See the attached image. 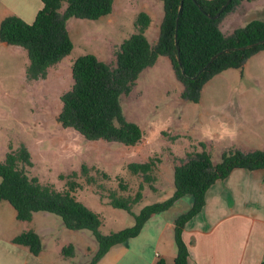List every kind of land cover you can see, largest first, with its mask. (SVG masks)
Returning a JSON list of instances; mask_svg holds the SVG:
<instances>
[{"label":"rangeland","instance_id":"374dc122","mask_svg":"<svg viewBox=\"0 0 264 264\" xmlns=\"http://www.w3.org/2000/svg\"><path fill=\"white\" fill-rule=\"evenodd\" d=\"M113 9L95 19L71 17L73 47L45 77H26L25 49L23 56L19 50L0 55V159L10 147L24 144L32 155L33 164L28 166L31 175L58 188L68 178L80 182L77 196L101 215L100 229L104 233L133 222L130 212L108 202L110 190L134 195L142 183L140 202L162 200L173 185L174 164L185 159L188 152L204 145L212 162H217L222 152L231 147L243 151L252 147L264 149V50L250 55L243 68L229 67L214 74L203 84L198 101L183 96L184 85L169 57L159 54L152 65L140 71L130 92L121 97L125 116L143 130L136 144L91 140L73 127L63 126L58 120L61 94L73 82L74 58L90 52L113 64L115 51L136 30L135 20L142 10L151 14L146 37L151 42L158 39L162 0H114ZM255 17L264 18V0H242L222 17L220 28L230 32ZM150 157L156 163L151 182L155 188L128 166L129 162ZM81 164L89 167L93 182L86 181ZM120 181L126 184L125 188L119 185ZM189 197L191 194L187 193L182 201ZM139 208V203H135L132 210L138 212ZM27 228L40 235L41 255L51 264H82L86 243H95L88 229L70 230L55 213L40 210L33 213L31 220H19L12 204L0 200V239L8 232ZM69 245L72 251L63 252V247ZM120 252L119 246L111 248L103 263L108 264Z\"/></svg>","mask_w":264,"mask_h":264},{"label":"trees","instance_id":"16d2710c","mask_svg":"<svg viewBox=\"0 0 264 264\" xmlns=\"http://www.w3.org/2000/svg\"><path fill=\"white\" fill-rule=\"evenodd\" d=\"M41 1L42 6L31 22L16 14L6 15L0 21V39L21 45L26 50L28 62L25 72L30 79L45 77L51 67L70 53L73 41L67 28L69 18L95 19L110 13L113 8V0ZM225 1L162 0L163 18L155 42L145 35L151 17L142 10L135 20L136 30L124 38L115 51L113 64L90 52L78 55L71 64L73 82L61 94L58 120L63 126L78 130L87 139L136 144L142 138L143 130L137 122L125 116L121 97L130 92L140 71L152 65L159 54L169 57L184 85L183 96L198 101L203 84L214 74L228 67H242L250 55L264 50V41L239 47L264 38V18H252L246 25L230 32L220 28L222 17L242 0H229L217 16H210L217 13ZM226 47L229 49L221 51ZM218 51L221 52L210 60ZM32 164L31 152L24 144L10 147L5 152L0 159V200L12 204L19 220H31L35 211L42 210L59 215L67 228L88 229L96 245L87 254L85 264H96L112 246L136 235L152 213L168 208L186 193L191 194L190 207L174 220L176 252L172 261L161 257L155 263L189 264L191 253L183 238V229L204 206L207 188L217 178L228 175L234 167H264V149L243 151L231 147L222 152L219 161L212 162L209 150L202 145L200 150L188 152L185 159L174 164L173 185L162 200L140 202L142 183L134 195L110 190L108 202L130 212L133 222L108 233L100 229L101 215L78 198L80 182L68 178L66 184L58 188L51 182L41 181L37 175H31L28 166ZM155 164L154 158L150 157L145 161L129 162L128 166L154 187L151 182ZM81 170L87 182L94 181L86 164H81ZM72 174H77V171ZM102 174L108 176L105 171ZM119 185L126 187L122 181ZM135 203L140 205L138 212L132 210ZM12 241L27 246L34 254L42 249L40 235L33 228L16 233ZM71 251L72 245L63 247V252ZM260 264H264V253Z\"/></svg>","mask_w":264,"mask_h":264},{"label":"crops","instance_id":"0c3cea01","mask_svg":"<svg viewBox=\"0 0 264 264\" xmlns=\"http://www.w3.org/2000/svg\"><path fill=\"white\" fill-rule=\"evenodd\" d=\"M41 6V0H0V21L6 15L16 14L31 22ZM71 20L67 22L68 32ZM22 49L21 45L0 39V55L19 50L23 56ZM252 149L256 147L244 150ZM186 194L168 208L152 213L136 235L112 246H119L121 252L108 264H155L161 257L172 261L176 252L174 220L192 202V195L186 202L182 201ZM16 233L8 232L0 239L1 262L50 263L42 257V250L34 254L27 246L13 242ZM183 238L191 253L189 264H260L264 253V167H234L228 175L210 184L205 192L204 206L186 222ZM95 245L86 243L82 264L87 262V254ZM108 251L96 264H104L103 258Z\"/></svg>","mask_w":264,"mask_h":264},{"label":"water","instance_id":"95a60500","mask_svg":"<svg viewBox=\"0 0 264 264\" xmlns=\"http://www.w3.org/2000/svg\"><path fill=\"white\" fill-rule=\"evenodd\" d=\"M228 2H229V0H226L225 3L222 5V7L219 9V11H218L217 13H215V14H213V15H210V14H208V15H210L211 17H215V16H217V15L219 14V12H220V11L226 6V4H227ZM181 5H182V4H180V6H179V11H180ZM261 41H264V38H263V39H260V40H257V41H254V42H251V43H247V44L242 45V46H239V47L250 46V45H252V44H254V43L261 42ZM177 47H178V46H177ZM227 49H229V47H226V48L222 49L221 51H224V50H227ZM221 51H218V52L214 53V54L211 56L210 60H211L214 56H216L219 52H221ZM179 63H180V61H179ZM180 65H181V64H180ZM181 67H182V65H181ZM182 70H183V68H182Z\"/></svg>","mask_w":264,"mask_h":264}]
</instances>
